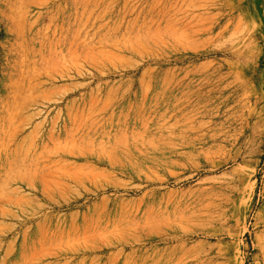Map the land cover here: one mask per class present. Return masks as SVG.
<instances>
[{"label":"rangeland","instance_id":"374dc122","mask_svg":"<svg viewBox=\"0 0 264 264\" xmlns=\"http://www.w3.org/2000/svg\"><path fill=\"white\" fill-rule=\"evenodd\" d=\"M0 264H264V0H0Z\"/></svg>","mask_w":264,"mask_h":264}]
</instances>
